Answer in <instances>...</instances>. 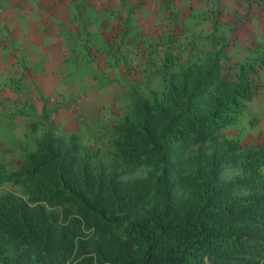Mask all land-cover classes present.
Instances as JSON below:
<instances>
[{
  "label": "trees",
  "instance_id": "obj_1",
  "mask_svg": "<svg viewBox=\"0 0 264 264\" xmlns=\"http://www.w3.org/2000/svg\"><path fill=\"white\" fill-rule=\"evenodd\" d=\"M190 8L188 21L209 10L213 39L216 2ZM159 25L155 45L148 32L81 31L77 55L111 57L130 110L109 106L108 161L100 147L52 129L13 169L0 161V183L14 186L0 192V264H264V141L243 147L218 134L264 84V51L234 62L221 44L181 63L193 36L180 45L174 27ZM150 78L162 88L146 95L138 87ZM139 165L144 175L122 176Z\"/></svg>",
  "mask_w": 264,
  "mask_h": 264
},
{
  "label": "crops",
  "instance_id": "obj_2",
  "mask_svg": "<svg viewBox=\"0 0 264 264\" xmlns=\"http://www.w3.org/2000/svg\"><path fill=\"white\" fill-rule=\"evenodd\" d=\"M213 1L218 7L220 0ZM204 4L205 0H174L170 7L162 0H0V161L9 162V169L16 167L22 149H33L51 126L59 133L81 136L111 115L108 106L102 109L107 102L103 95H116V79L123 77L109 55L99 62L78 60L82 30L98 32L102 38L113 32H161L159 24L171 28L180 15L181 31L190 19L188 7L195 11ZM249 8L253 11L242 32L258 40L264 0L252 1ZM256 50L252 48V53ZM110 84L116 94L104 88ZM76 93L84 94L83 105L78 112H69L66 104ZM47 96L58 101L53 119L47 115L54 109L44 100ZM22 103L21 114L12 113Z\"/></svg>",
  "mask_w": 264,
  "mask_h": 264
},
{
  "label": "rangeland",
  "instance_id": "obj_3",
  "mask_svg": "<svg viewBox=\"0 0 264 264\" xmlns=\"http://www.w3.org/2000/svg\"><path fill=\"white\" fill-rule=\"evenodd\" d=\"M199 1V0H198ZM230 3H225L224 0H220L218 3V9L220 12V15L218 16V19L216 22H218V31L222 28L224 29V32H215L214 38L210 36L209 32L212 30V24L211 19L209 18V10L207 11L206 15L203 13V16H198L192 18V20L188 21V35L183 36L180 38V35L186 33V32H180L181 24L180 21V15H176L177 21L174 22V29H175V37L176 42L181 44H186V37L193 36V44L191 47H188V51L185 52L183 56L179 59V62H189V61H199L201 58H203L204 53L202 52V49L206 48H212V46H219L221 44H224L225 51L227 54L232 56V61L236 62V60H242L245 55H253L252 54V48H256L257 51L264 50V45L261 47V43H263L264 40V20L260 23L259 29L261 30V33H256L255 35L258 37L257 39H253V36L249 34V37L247 35V32L244 31L243 25L246 23V20L250 17V12L253 11L252 8H249L251 5V2H258V0H228ZM224 3V5H223ZM223 5V6H222ZM249 8V9H248ZM251 10V11H250ZM255 11V10H254ZM249 15V17H246V15ZM210 15L212 18H217L216 12L210 11ZM254 15V14H253ZM260 18V17H259ZM199 19V20H197ZM203 19V20H201ZM244 19V20H243ZM199 21V22H197ZM202 24L204 27H202L200 30H198L199 25ZM150 29V28H149ZM161 32H148V39H152V44L155 45V38L160 34ZM192 38V37H190ZM219 38L217 40V45L214 43V39ZM142 39V37L140 38ZM253 39V40H252ZM192 41V39H189ZM252 40V41H251ZM262 40V41H259ZM145 45V43H143ZM187 45V44H186ZM194 46V47H193ZM261 47V48H260ZM160 52V51H159ZM157 56V54H155ZM78 60L82 63H85L84 59L78 58ZM157 60V59H156ZM153 66L150 67V69ZM135 69V68H133ZM120 73V72H119ZM141 73L137 71V68L135 71H133L128 77H129V83L133 86H136V82L134 81L136 78L140 76ZM260 76H264V67L262 70H260ZM145 77V75H144ZM144 79V78H143ZM262 79V78H261ZM259 81H261L259 79ZM261 83V87L255 94V96L247 102L246 109L243 114H241L234 122L227 124L223 126L218 133L219 135H226L228 137H238L240 140V143L243 147L245 146H257L261 142L264 141V84L263 79ZM133 86V89H134ZM106 90L112 91L115 94L117 93V90L113 85H107L104 87ZM162 88V82L155 78H150L144 81L139 87L138 90L143 92V94L148 95L150 89H155L157 91H160ZM120 91L113 97L108 96L107 93L103 95L104 100H107L104 107L102 109H107L106 106H111L113 108L114 113L118 114H124L126 111H129V105L127 103H124L126 100V96L130 94L128 89L129 87L123 86L121 87L119 85ZM124 89H126L124 91ZM124 91V92H123ZM129 93V94H128ZM52 97H45L44 100L47 101L51 99ZM122 104V105H121ZM121 105V106H120ZM128 106V107H127ZM24 103L20 104L18 107V110L14 109L12 113L15 114H21L19 112V108H23ZM107 111H103V115L106 114ZM114 114L111 113V115L103 119L99 122V124L95 125L94 128L87 129L85 132L79 136L80 141L88 144L91 148L97 149L101 148L98 152L99 156L104 161H108L111 159V155H113V152L108 153V155L105 154L106 151V144H103V139H107L106 131L104 130V127L102 126L107 125L108 118L112 117ZM107 116V115H104ZM55 132H58L54 127H50ZM59 133V132H58ZM68 133V132H66ZM104 147V148H102ZM147 167L144 165H139L135 168H133L130 171H123L122 176L123 177H135V176H142L146 173ZM5 190H14V186L10 184L9 182H3L0 183V192ZM18 191V190H17Z\"/></svg>",
  "mask_w": 264,
  "mask_h": 264
},
{
  "label": "built area",
  "instance_id": "obj_4",
  "mask_svg": "<svg viewBox=\"0 0 264 264\" xmlns=\"http://www.w3.org/2000/svg\"><path fill=\"white\" fill-rule=\"evenodd\" d=\"M83 101H84V94L83 93H76V94H74L71 101L68 104H66V109L69 112H76L82 107ZM46 102L49 103V105L51 107H53V105L56 103V101L53 98L47 100ZM48 112H49V117L52 118L54 116L53 110L50 109Z\"/></svg>",
  "mask_w": 264,
  "mask_h": 264
},
{
  "label": "clouds",
  "instance_id": "obj_5",
  "mask_svg": "<svg viewBox=\"0 0 264 264\" xmlns=\"http://www.w3.org/2000/svg\"><path fill=\"white\" fill-rule=\"evenodd\" d=\"M67 110V109H66ZM79 111V110H78ZM78 111H76V112H78ZM53 112H54V116H55V108L53 109ZM47 115H48V117H49V112L47 113ZM54 116L52 117V118H50V119H53L54 118Z\"/></svg>",
  "mask_w": 264,
  "mask_h": 264
}]
</instances>
